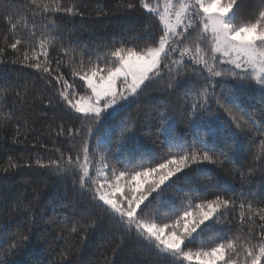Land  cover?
I'll list each match as a JSON object with an SVG mask.
<instances>
[{
	"label": "snow or ice",
	"instance_id": "1",
	"mask_svg": "<svg viewBox=\"0 0 264 264\" xmlns=\"http://www.w3.org/2000/svg\"><path fill=\"white\" fill-rule=\"evenodd\" d=\"M82 7V0H0V64L19 69L0 77V128L16 121L13 144L38 120L55 135L52 148L40 144L47 159L37 153L21 164L8 156L0 167V216L36 223L40 189L28 199L6 183L14 170L36 167L65 185L50 201L47 223L63 243L48 264H84L75 245L97 237L96 264H117L125 247L147 253L149 264H264V189L247 199L229 195L235 190L223 177L206 188L192 179L215 172L207 165L236 164L250 188L258 171L264 178V0L248 9L245 0H116L118 18L138 22L139 31L95 49L64 38L68 24L85 17ZM158 90L167 94L162 104L152 95ZM252 91L261 98L257 111L245 99ZM181 122L191 140L178 131ZM161 135L166 151L154 146ZM22 228L8 235L0 264H28L38 250L32 229Z\"/></svg>",
	"mask_w": 264,
	"mask_h": 264
},
{
	"label": "trees",
	"instance_id": "2",
	"mask_svg": "<svg viewBox=\"0 0 264 264\" xmlns=\"http://www.w3.org/2000/svg\"><path fill=\"white\" fill-rule=\"evenodd\" d=\"M71 0H65V3H69ZM83 5L82 10L85 11V17L74 18L73 23L68 24V31L65 32L64 38L65 41L71 40L73 43L79 42V47H88L90 49H95L97 45L108 42L111 38L116 37L120 38L125 35H132L134 32L139 31L138 22L132 19L118 18L121 17L120 13H116L114 8L111 6L116 3V0H82ZM256 0H245V8H250ZM99 8H104L108 12L106 17H97L96 10ZM91 12L92 15L89 16L88 13ZM2 15L0 14V40H2L3 35L5 34L6 28L2 20ZM11 53H9V56ZM53 55H57L53 51ZM8 57L5 58L7 61ZM65 72V75L68 77L71 82V76L67 69H62ZM18 67H14L8 63L0 64V77L7 76L8 78H14L18 74ZM32 71V70H26ZM156 87V86H154ZM79 89V84H77ZM153 96L160 98V103L162 104L167 99V94L163 90L154 91ZM245 99L253 108L254 111H257L261 108V98L257 91H252L245 94ZM147 105L152 107V101L143 100L141 106ZM5 112L9 109L5 108ZM135 111V107L132 109ZM51 117V111L48 113ZM16 121L13 120L4 128H0V167L5 165L8 156H12L17 163H24V160L31 159L35 160L37 153L43 156L45 159L48 158V151L40 147V144H45L48 148L53 147V142L55 141V135H48V124L44 121H39L36 124L32 125V131L29 134L27 140H24L22 144H13L12 136L14 135ZM48 123H52L49 121ZM55 125L53 124V128ZM188 128L186 122H181L178 125V131H181L182 134L186 135L189 140L192 139L190 133L185 132ZM147 131V130H145ZM155 133L157 130L152 129ZM264 131V129H262ZM23 139V137H21ZM157 137L153 135L151 138L145 137V142L152 144L153 141H156ZM163 140V136H159L157 143L154 145L157 148L166 151L164 145L159 143ZM36 141V147H32L33 142ZM258 143V142H257ZM55 146H59V143H56ZM253 148L256 145L252 146ZM23 157V159H21ZM251 157H249L250 159ZM209 168H214L215 172H209L208 177L206 178L203 175L198 173L192 174V179L194 181V186L200 188H206L209 185L210 180L216 181L220 177H223L228 183L234 187V193L230 192L229 195H236L239 197L241 193H244L247 199H253L252 196H249L248 193L251 191L256 194V199L260 198V193L264 189V178H262L261 172H257L252 181L251 188L247 181L242 182L235 168H239L240 165L236 164L233 166H226L227 170H222L213 165H207ZM15 175H10L7 183V186L13 188L16 193H22L31 199L32 190L39 188L41 191L40 203L37 209L36 214V223L29 224L27 217L20 216L17 218L11 213H7L3 216H0V232L3 233V236H0V250L6 247L10 241L7 239L8 235L17 231V226L23 224L21 230L27 231L31 228L32 233H34L33 247H38V250L35 253H29L25 259H27L28 264H48V260L51 259L55 254L51 251L52 248H56L61 245L62 241L53 240V235L51 227L48 225V221L53 217L52 204L50 201L59 199L63 196L65 185L60 184L58 179L48 173L45 170L37 169L33 167L16 169ZM4 175L3 172H0V177ZM70 183V182H69ZM59 209V205H56ZM43 213V220L40 218V214ZM63 215V213H60ZM11 217V218H9ZM101 243L99 237L95 240L87 242L83 245L76 244L75 247L79 248V254L76 257L77 259L87 264L89 260L96 264L97 261H103V257L100 255V252L97 248V245ZM197 244L190 245V247L195 248ZM110 258V254H109ZM117 264H125V262H133L136 264H149L151 257L141 251L133 252L130 248L125 247L123 252H121L117 257Z\"/></svg>",
	"mask_w": 264,
	"mask_h": 264
}]
</instances>
